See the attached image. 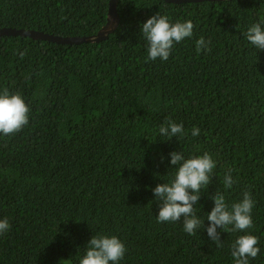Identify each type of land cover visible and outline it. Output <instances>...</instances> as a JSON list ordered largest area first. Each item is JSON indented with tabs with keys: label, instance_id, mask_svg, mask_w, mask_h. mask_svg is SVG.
I'll use <instances>...</instances> for the list:
<instances>
[{
	"label": "trees",
	"instance_id": "1",
	"mask_svg": "<svg viewBox=\"0 0 264 264\" xmlns=\"http://www.w3.org/2000/svg\"><path fill=\"white\" fill-rule=\"evenodd\" d=\"M109 1L0 0V29L94 36ZM117 11L118 30L98 44L0 37V91L21 93L31 108L21 132L0 134V219L11 225L0 264H79L101 233L125 244L120 264H235L231 245L247 233L218 229L217 248L206 231L217 190L229 205L252 192L260 254L250 264H264V50L244 35L264 17V0H121ZM159 12L192 20L193 35L167 61L146 62L141 26ZM200 37L210 51L197 52ZM169 118L183 123L182 137L160 134ZM182 150L208 152L217 165L194 236L182 222H157L152 191L173 178L170 153ZM229 168L235 183L225 189Z\"/></svg>",
	"mask_w": 264,
	"mask_h": 264
},
{
	"label": "clouds",
	"instance_id": "2",
	"mask_svg": "<svg viewBox=\"0 0 264 264\" xmlns=\"http://www.w3.org/2000/svg\"><path fill=\"white\" fill-rule=\"evenodd\" d=\"M194 24L192 20L171 22L167 15L160 12L153 15L141 26V32L147 41V61L158 58L167 61L176 44L193 35ZM247 41L258 50H264V17L252 24L244 34ZM211 41L200 37L196 41L197 52L207 49ZM21 57L25 53H20ZM31 108L25 102L21 93H10L7 88L0 91V134L11 136L21 132L30 120ZM163 136L170 138L184 135L183 123L166 119L159 128ZM192 136H199L200 129L194 127ZM171 165L176 166L173 178L170 181L157 184L152 189L155 200L159 201V214L157 222H182L183 230L189 235H196L198 229H205V221L197 215L196 205L201 199L202 190L212 183L216 161L208 152L202 155L185 157L182 151L170 153ZM233 169L229 168L223 177L225 189H231L235 181L232 177ZM243 198L229 205L225 194L217 190L211 197L214 207L207 213L210 225L206 231L217 248H223L221 240L222 231L247 233L239 235L231 245V254L235 264H250V258L255 259L260 254L259 238L249 230L254 227L252 217L255 201L250 190L245 191ZM231 226V227H229ZM8 218L0 219V235L10 230ZM127 248L116 235L95 234L86 246V254L79 264H120L124 259ZM68 260H61L60 264Z\"/></svg>",
	"mask_w": 264,
	"mask_h": 264
},
{
	"label": "water",
	"instance_id": "3",
	"mask_svg": "<svg viewBox=\"0 0 264 264\" xmlns=\"http://www.w3.org/2000/svg\"><path fill=\"white\" fill-rule=\"evenodd\" d=\"M121 0H110L109 11L106 24L101 30L94 36L89 37H61L35 30L24 29H12L2 28L0 29V37H22L30 38L33 40L46 41L58 45H81V44H98L108 40V38L114 34L120 25V17L118 15V4ZM171 4H185V3H202V2H217L227 0H162Z\"/></svg>",
	"mask_w": 264,
	"mask_h": 264
}]
</instances>
